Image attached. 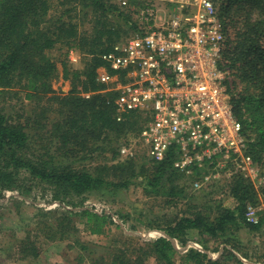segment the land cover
I'll return each mask as SVG.
<instances>
[{
    "label": "trees",
    "instance_id": "trees-1",
    "mask_svg": "<svg viewBox=\"0 0 264 264\" xmlns=\"http://www.w3.org/2000/svg\"><path fill=\"white\" fill-rule=\"evenodd\" d=\"M219 17L225 31L220 67L229 71L228 91L233 113L248 140L249 155L255 163L264 162V0H224L219 7ZM80 20L87 21L88 30L80 31ZM134 29L129 15L113 0H0V97L17 95L11 91L14 89L23 93L24 100L35 104L33 115H39L35 119L39 129L47 124L40 115L42 118L49 113L57 116L46 130L53 141L49 147L48 139L44 141L39 135L34 141L25 126L12 123L0 107V196L4 198L3 193L8 191L26 198L34 185L47 188L51 200L58 202L60 209L53 215L41 213L52 216L49 218L54 222L52 225L36 223V231L46 232L53 241L73 238L69 248L78 249L79 264L87 260L82 253L89 247L78 236L73 237L75 231L78 232L77 224L88 235L96 237L104 236L114 224L111 215L83 205L86 195L109 187L126 189L132 180L141 178L145 189L154 194L161 192L168 198L185 196L183 188L176 183L182 176L173 169L171 159L152 162L147 170L136 163L135 157H125L114 165H102L90 171L71 163L64 164L56 156L65 150L63 154L77 161L78 150L85 151L97 140L139 136L143 126L141 116L134 112L118 113L114 94L104 91L105 86L96 80L97 69L107 67L103 57ZM57 47L66 49L67 62L70 51L87 58L83 67L75 70L60 61L62 79L70 85V90L62 96L52 89L59 70L51 51ZM83 94L90 95L85 98ZM41 109L45 110L39 112ZM128 141L123 145L129 146ZM118 154L119 150H113L112 158ZM80 159L84 162L87 157ZM230 193L234 208L217 207L216 215L201 210L189 211L181 217L166 215L164 226H149L162 231L166 237L159 236L134 246L135 237L129 235L122 249L111 253L108 260L100 259L95 264H148L149 260L154 264H175L178 250L172 240L186 248L192 232L218 240L240 228L258 231L264 219L253 224L245 217L246 207L256 204V192L251 183L237 178ZM73 198H81L80 203L70 202ZM57 234L59 236L53 238ZM38 237L35 235L34 240L26 237L17 245L22 258L38 257L39 247L35 243ZM224 241L225 252L234 257L226 248L234 246L228 239ZM205 251L188 248L182 256V264H204L205 261L219 264L218 260L211 261ZM237 264L243 263L238 261Z\"/></svg>",
    "mask_w": 264,
    "mask_h": 264
},
{
    "label": "built area",
    "instance_id": "built-area-1",
    "mask_svg": "<svg viewBox=\"0 0 264 264\" xmlns=\"http://www.w3.org/2000/svg\"><path fill=\"white\" fill-rule=\"evenodd\" d=\"M223 1L113 0L135 29L103 57L107 67L97 69L96 80L114 94L117 112L141 116L148 159H171L195 190L233 170L257 171L233 113L229 71L221 68ZM119 153L134 156L127 146Z\"/></svg>",
    "mask_w": 264,
    "mask_h": 264
},
{
    "label": "rangeland",
    "instance_id": "rangeland-1",
    "mask_svg": "<svg viewBox=\"0 0 264 264\" xmlns=\"http://www.w3.org/2000/svg\"><path fill=\"white\" fill-rule=\"evenodd\" d=\"M82 23L80 31L88 30L89 24L87 21H79ZM124 28V27H122ZM66 49L58 47L51 51L53 59L57 62L58 77L52 81V89L56 95L62 96L70 90L69 81L62 79L61 62L64 61L70 70L81 69L86 56L82 53H75L70 51L68 62L64 58ZM17 95L9 94L4 99L0 97V107L2 112L11 120L12 123L25 126V131L34 140L41 135L47 146L51 147L53 141L51 136L46 132L50 124L57 119L55 114L49 113L43 115L40 119L45 121L46 127L39 129L36 126L35 119L38 116L33 115L35 104L24 100L23 93L17 89L11 90ZM12 93V92H11ZM46 99L43 100L42 105L45 107ZM41 107V106H40ZM40 109V108H38ZM41 109L39 112H41ZM39 114V113H37ZM59 119V116H58ZM129 139L128 149L136 158V163L150 169L152 162L146 156V149L138 137H120L115 139L107 137L106 139L97 140L95 144L88 145L83 152L77 153V158H70L68 154H63L65 150H61V155H56L58 159L64 164H74V167H85L92 171L94 167L102 165L110 166L116 164L119 160H125L124 155L118 154L114 159L112 158L113 150H120ZM34 140V141H35ZM42 142V144H46ZM99 150H95L97 148ZM125 147V146H124ZM92 150V153L87 150ZM86 156V161H81V157ZM256 172L237 173L232 171L230 176L222 175L218 179H212L205 186L199 189H192L193 180L181 175L176 182L184 190L183 198H168L161 192L154 194L145 189V184L141 178L132 180L131 185L126 189H115L109 187L88 194L84 197V206L94 208L98 213H106L112 216L114 224H112L104 236L96 237L90 236L83 231L81 225L77 224L78 232L75 231L73 237L78 238L88 245L89 249L82 254L87 259L83 264H95L100 259L108 260V256L116 250L122 249L123 242L131 235L135 237L134 246L139 243L153 240L165 234L157 230V228H150L158 225L164 226V216L181 217L193 211H208L212 215L218 213L217 207L234 208L235 201L231 196L230 190L232 183L237 178L244 179L247 183H251L256 192V204H249L246 207L245 217L249 220L264 219V162L255 163ZM244 174V175H243ZM251 175V176H249ZM15 193V192H14ZM68 201V199H67ZM81 198L70 199L75 205H78ZM55 205V206H53ZM56 205L58 202L51 200V193L47 188L41 185H34L28 197L23 198L16 193V196H9L2 198L0 196V264H79L77 262L78 249H70L71 241L49 240L46 232L36 231L35 224L46 222L49 225L53 224V220L41 213L55 214L58 211ZM70 205V204H67ZM196 207L195 209H193ZM60 209V208H59ZM52 214V215H53ZM150 226V227H149ZM231 234V233H230ZM227 234L224 238L218 240L209 239L197 235L195 232L190 234V242L186 248H182L175 240L177 247H179L178 254L175 256V264H182V256L186 253L188 248H195L197 250L205 251L206 247L207 257L211 261L218 260L219 264H264V224L256 232H251L246 228L233 230V234ZM39 235L36 239V247H39V255L37 258H22L18 253V244L30 237L34 240V236ZM59 235H54L57 238ZM228 239V243L234 248L226 247L231 251L234 257H229L224 250V240ZM102 264V263H101ZM148 264H154L153 260H149ZM193 264V263H190ZM204 264H208L206 261Z\"/></svg>",
    "mask_w": 264,
    "mask_h": 264
}]
</instances>
